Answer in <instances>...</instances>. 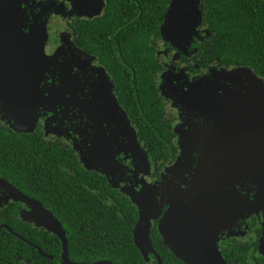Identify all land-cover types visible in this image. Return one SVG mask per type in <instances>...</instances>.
Returning <instances> with one entry per match:
<instances>
[{
	"label": "flooded vegetation",
	"instance_id": "1",
	"mask_svg": "<svg viewBox=\"0 0 264 264\" xmlns=\"http://www.w3.org/2000/svg\"><path fill=\"white\" fill-rule=\"evenodd\" d=\"M105 4L106 0H19V17H22L24 31L35 30L36 26L39 30L45 28L44 51L60 65L48 72L46 81L52 80L53 85H43V89L53 87L55 90L65 77L75 73L79 77L85 69L90 84L82 86L84 90L88 88L90 97L100 72L105 78L104 83H100L103 98H114L122 112L120 122L125 116L138 147L146 153L148 164L141 165L136 157L126 159L121 150L114 151L107 166L92 163V156L84 152L80 140L82 137L92 140L95 125L84 113L80 115V108L68 97L46 101L45 106L52 110L42 108L29 131L16 128L6 117H0V128L28 141L15 150L23 162L15 167L25 172L22 180L11 166L0 164V264H190L176 255L177 244H182L180 250L184 251L201 249L198 244L203 235L199 233H204L203 228L212 227L211 219L206 217L191 226L196 215L187 212L191 220L181 230L184 222L175 224L176 235L171 245L164 239L159 225L163 211L170 204L159 202L158 194L163 181L167 186L177 184L183 188L187 185L191 163L182 162L179 166L175 163L184 145L198 150L204 135L199 127L194 129L187 124L186 112L178 100L185 86L183 81L220 66L203 68V60L195 64L196 44L204 37L193 41L195 44H190L192 40H182L178 45L162 37L152 40L159 65L158 71L150 72V107L142 123L140 95L136 92V79L130 65L124 68L111 65L89 42L87 50L78 40L80 25L88 21L90 33ZM196 29L201 32L203 26L199 24ZM74 47L80 51L78 54ZM93 69L98 70L97 73L93 74ZM166 71L179 72L176 73L179 78H168ZM113 118L104 120L110 122ZM187 118L196 119L192 115ZM3 134L8 137L7 133ZM185 138L190 143L185 142ZM110 139L116 141L120 135L115 131ZM110 139L108 137L106 142ZM194 151L190 153L192 158ZM84 155L88 156V161H84ZM151 187L156 190L154 197L140 199ZM167 194L173 198L169 189ZM220 198L224 201L217 209L224 217L215 219L217 229L208 235L214 252L224 264H264V254L258 249L264 214L259 211L233 216L232 198ZM202 199L206 201L199 206L200 211L216 210L218 205L214 202L218 199L204 196ZM110 211L116 212L120 219L129 218L131 247L119 244L121 230L108 233L105 226L101 231L94 227L99 220L106 221Z\"/></svg>",
	"mask_w": 264,
	"mask_h": 264
},
{
	"label": "rangeland",
	"instance_id": "2",
	"mask_svg": "<svg viewBox=\"0 0 264 264\" xmlns=\"http://www.w3.org/2000/svg\"><path fill=\"white\" fill-rule=\"evenodd\" d=\"M16 3L19 6V0H16ZM198 4L199 0L171 1L166 11V16H164L162 21V24L165 23L168 26L170 25V27L166 26L164 35H161L166 42L176 45L182 40H185L183 29L195 21L192 19V12L198 11ZM3 10L4 4H2V0H0V16L4 14ZM7 16L11 17V15ZM36 27L35 30H23V32L28 35L29 33L35 32ZM36 32L40 35V32H43V29ZM75 48L76 47H74V49ZM19 50L20 55L16 60H20V62L16 65V70L20 73L26 71L27 79L32 80L33 83L34 81L37 83L36 88L38 89V95L31 96L29 93H26L22 96L21 93L16 92L13 97L17 102L12 105L14 106V109H18V111L10 109L8 105L3 108L8 123L16 128H28L31 123L32 116L28 110V108L31 109V105H29L28 101L29 98L33 100V97H36L38 99L41 98L52 102L55 99L68 97V99H70L69 101L76 104L78 109L80 108L78 111L80 115H82L81 113H84L85 117L91 120L95 125L96 134L92 137V140H86L85 137H82L80 140L85 148V151H83L87 155L90 153L92 156V163H101L107 166L110 164V160L115 152H117V150H121L123 151L126 159H129V157L131 159L136 157L141 165L148 164L146 153L141 151L136 141H134L135 144L132 141L134 134L129 131L125 132L121 126L120 119H123V116L114 98L110 96L109 93L108 96L111 97L110 100L103 98L102 94L104 93L100 83H104L105 78L100 72L97 73L98 70L93 69V74L97 73V79L93 84L94 89L92 90L90 97H88V88L84 90L83 87L87 83L90 84L89 81L87 82L88 73L85 69L80 72L81 75L79 77L76 73L65 77L64 82L55 90L53 87L46 88L44 90L43 85H53L52 80L48 82L46 81L47 75L50 74L48 72H51L53 70L52 68H59L60 65L57 62H54V59L45 53L44 45L43 51L45 56L44 54L40 55L37 52H29L28 45L25 43L19 47ZM75 50L76 54L80 52L78 49ZM68 70L71 71V68L68 67ZM232 70L236 72L240 71L242 74L237 78L231 79L233 75L231 72ZM250 70L251 69L247 66L237 65L211 68L207 73L198 75L194 79L187 80L185 82L183 81V85H185L184 89L178 94V100L182 105L183 110L186 112L187 124L191 125L194 129L199 127V131L202 130L204 135L198 150H191L187 145H184L175 163V165L178 166L182 162H188V164L191 163L189 164L191 167L188 172L190 179L188 180L189 182L187 185L183 188H180L177 184L167 186L165 181L162 182L161 180L162 183L160 182L161 186L158 194L159 202H163L164 204L168 203L170 205L163 211V216L159 225L164 239L172 245V238L176 235L173 231L175 224L180 221L184 222L183 225L180 226L181 230V228H186L188 226V222L191 220V217L187 218V212H191L196 215L190 222L191 226L194 221H198L199 219L205 217L207 219H211L210 221L212 222V227H206V229L203 228L204 233H199L201 236L203 235L202 240L198 244L202 246L201 249L188 251L180 250L183 248L182 244H177L175 248L176 255L190 264H222L218 255L213 250L212 241L208 239L210 231H214L215 228L217 229L215 219L224 217L221 210L219 211L217 209L224 201V199H219V197L223 198L226 196L232 198L230 204H232L235 209L232 211L233 216H246L250 213H256L259 211L264 214V170L261 167V169H259L258 166L255 165L257 162L260 163L259 160L251 158L252 160L249 163V159H245L243 164L230 160L227 163V170L222 171L224 173H221L224 166L222 168H218V173H212V157L206 154L203 159V165L202 153L200 151L205 139L210 142L211 139H216L218 136L223 137L229 133L231 126L227 125L228 122L235 118V115L241 110L246 100L245 97H241L238 94H229V91L233 88L235 91L240 84L245 85L249 80V77H251V80L253 78L262 79L254 75ZM176 73L179 72H165L168 78H173V76L179 78ZM20 75L24 77L23 74ZM261 81L263 82V80ZM221 84H223V86H219ZM7 85L11 86L12 84ZM222 88H225V91L221 90ZM13 92V89L8 91L6 94L7 99L10 98ZM237 92L242 93L238 90ZM23 104L27 108L24 107ZM42 108H46V111L52 110V108L45 106V104L35 105L33 109V113H35L33 123L40 114V110H42ZM191 115L196 119L193 120L187 118ZM110 117H114L110 122H106L104 120ZM224 128L227 129L226 132L223 131L225 130ZM115 131L120 135V139L116 141L110 139V135H112ZM108 137L110 139L109 143L106 142ZM185 142H187L186 138ZM212 144L213 143L211 142L207 143V150L210 153L213 152L212 149H215ZM193 151L195 156L192 158L190 153ZM84 159L88 161V156L85 157L84 155ZM178 181L181 180L178 179ZM168 189L172 192L173 198H169L167 194ZM155 192L156 190L152 187L150 190L146 189L140 195V199L143 201L149 199L151 200L154 197ZM202 196H204V198L208 197L218 199L214 202L218 205L215 208L216 210L200 211L199 206L203 201H206V199H202ZM258 249L260 253L264 254V229Z\"/></svg>",
	"mask_w": 264,
	"mask_h": 264
},
{
	"label": "trees",
	"instance_id": "3",
	"mask_svg": "<svg viewBox=\"0 0 264 264\" xmlns=\"http://www.w3.org/2000/svg\"><path fill=\"white\" fill-rule=\"evenodd\" d=\"M171 1L106 0L103 13L90 33L88 21L80 25L78 40L84 48L88 50L89 42L111 65L122 68L130 65L136 79L135 89L140 95L142 123L150 107V72L158 71L159 65L151 43L161 37L160 26ZM198 10L196 27L202 25L203 31H197L193 39H189L192 40L190 44L202 37L205 39L196 44L195 64L203 60V68L208 65L247 66L264 81V0H199ZM88 37L91 40L88 41ZM3 133H7L8 137ZM27 142L24 137H16L6 128H0V164L11 166L20 180L25 172L15 168L23 164L15 150L27 145ZM114 207L117 209L118 206ZM108 208L111 210L112 205L109 204ZM120 218L116 212L110 211L108 219L99 220L94 227L101 231V227L105 226L108 233L121 230L119 244L131 247V223L127 217ZM113 242L116 240L113 239ZM134 246L137 248L136 244Z\"/></svg>",
	"mask_w": 264,
	"mask_h": 264
},
{
	"label": "water",
	"instance_id": "4",
	"mask_svg": "<svg viewBox=\"0 0 264 264\" xmlns=\"http://www.w3.org/2000/svg\"><path fill=\"white\" fill-rule=\"evenodd\" d=\"M2 4H4V14L0 16V117L4 118L5 114L3 108L6 107V105H8L10 109H14L12 104L17 101L14 99L13 95L16 92L21 93L22 96L26 93H29L31 96L38 95V89L36 88L37 83L35 81L33 83L32 80L27 79L26 71L20 73L16 70V65L20 62V60L17 61L16 59L20 55L19 47H21L23 43L28 45L29 52H37L40 55H43V45L46 33L45 29H43V32H40L39 35L36 32L39 29L36 27V33L33 32L26 35L22 30V17L21 19L19 17L20 8L16 3V0H2ZM7 15H11V17ZM192 17L195 21L183 29L185 40H189L197 33L195 27L199 20V10L197 12L193 11ZM166 26L170 27V25L168 26L165 23L160 26L161 35H164ZM187 43L188 42L186 41L184 45ZM231 72L233 74L231 79L237 78L242 74L240 71L236 72L232 70ZM20 74H23L24 77ZM250 78L251 77H249V80L245 85L240 84L235 91L234 88L229 91V94H238L239 96L246 98L245 104L242 106L241 110L237 112L235 118L227 124L231 126L229 133L223 137L218 136L216 139L210 140L215 148L212 149V153L207 150V143H210L209 140L207 141V139H205L201 146L200 151L202 153V164L204 165L203 159L206 154L210 155L213 159L211 164L212 173H218V168H222L223 166L224 167L222 168L221 173H224L222 171L227 170V163L230 160L243 164L245 159H249L248 161L250 163L252 160L251 158L259 160L260 163L257 162L255 165H257L259 169L262 168L264 170V81L262 82V79L256 78L251 80ZM7 84L12 85L10 86ZM164 84L165 83L162 81L161 85ZM219 86H223V84ZM10 89H13L14 92L10 98L7 99L6 94ZM221 90L225 91V88H222ZM237 90L242 93L237 92ZM28 101L29 105H31V109L28 108V110L32 116L31 123L28 128L23 129L25 131L30 130L35 119V113H33L34 106L37 104H45L46 102L45 99H38L36 97H33V100L29 98ZM24 107L26 106L24 105ZM14 111H18V109H14ZM120 124H122L125 132L129 131L133 133L132 129L128 126L125 116L124 121L120 122ZM226 130L227 129L223 131L226 132ZM132 141H135L134 138ZM221 263L224 264L223 261H221Z\"/></svg>",
	"mask_w": 264,
	"mask_h": 264
}]
</instances>
